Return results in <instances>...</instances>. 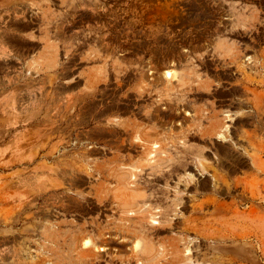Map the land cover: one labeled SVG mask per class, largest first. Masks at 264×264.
I'll return each instance as SVG.
<instances>
[{
	"label": "rangeland",
	"instance_id": "obj_1",
	"mask_svg": "<svg viewBox=\"0 0 264 264\" xmlns=\"http://www.w3.org/2000/svg\"><path fill=\"white\" fill-rule=\"evenodd\" d=\"M0 264H264V0H0Z\"/></svg>",
	"mask_w": 264,
	"mask_h": 264
},
{
	"label": "bare ground",
	"instance_id": "obj_2",
	"mask_svg": "<svg viewBox=\"0 0 264 264\" xmlns=\"http://www.w3.org/2000/svg\"><path fill=\"white\" fill-rule=\"evenodd\" d=\"M165 72V71H164ZM174 72V71H173ZM174 74V73H173ZM172 74V72L170 71V70H168L166 73H165V75H166V77H173V76H175V75H173ZM173 75V76H172ZM176 77V76H175ZM170 81V80H169ZM221 123L218 121V122H214L213 124H212V126H214L215 127V130H214V133H218L220 130V128L222 127L221 125H220ZM224 131V130H223ZM212 133H213V131H212ZM228 137V136H227ZM152 143V142H151ZM155 147H158V145H156L155 144ZM147 149V148H146ZM154 148L153 147H150L148 150H147V154H146V157H151V156H153L154 155ZM155 158V157H154ZM148 159V158H147ZM146 159V160H147ZM151 159V158H150ZM152 161V160H151ZM152 163V162H151ZM135 177V176H134ZM156 223H158V221H155V224ZM223 234V233H222ZM135 243H134V249H137L138 250V248L140 247V242H142L141 240H139L138 238H137V240L136 241H134ZM84 245H85V247H87V248H90V247H92V248H96V249H100V250H102V248L103 247H96V244L95 243H93V241L92 240H90V239H85V241H84Z\"/></svg>",
	"mask_w": 264,
	"mask_h": 264
}]
</instances>
